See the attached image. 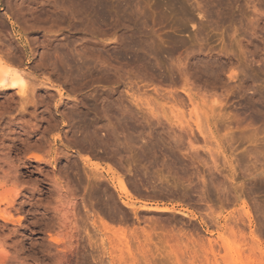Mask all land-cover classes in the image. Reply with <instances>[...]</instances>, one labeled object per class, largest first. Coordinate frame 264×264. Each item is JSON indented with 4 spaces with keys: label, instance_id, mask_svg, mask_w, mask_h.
<instances>
[{
    "label": "rangeland",
    "instance_id": "374dc122",
    "mask_svg": "<svg viewBox=\"0 0 264 264\" xmlns=\"http://www.w3.org/2000/svg\"><path fill=\"white\" fill-rule=\"evenodd\" d=\"M58 1L0 0V63L32 73L0 88V264H264V0ZM187 92L210 136L179 128Z\"/></svg>",
    "mask_w": 264,
    "mask_h": 264
},
{
    "label": "bare ground",
    "instance_id": "6f19581e",
    "mask_svg": "<svg viewBox=\"0 0 264 264\" xmlns=\"http://www.w3.org/2000/svg\"><path fill=\"white\" fill-rule=\"evenodd\" d=\"M48 1H49V0H47V2H48ZM52 1H53V0H51V2H52ZM59 1H60V0H59ZM59 1H58V2H59ZM61 1H62V2H61V3L59 2V3H60V5L62 6L61 8L63 9L66 5H64L65 3L62 4V3L64 2L63 0H61ZM67 1L71 2L70 0H67ZM75 1H76V0H75ZM75 1H74V3H76L78 0H77L76 2H75ZM79 1H80V0H79ZM83 1H85V2L88 1V2H87L88 4H87V3H86V4H87V7H88L89 11H94L95 8L98 7V10L96 9V10L98 11V13H97V11L95 10L96 13H97L96 16H98V19H96V17H94L96 21H99V19L102 20V22L107 21V20H105V19H108V18H109V15H110V13L108 14V13H106V11H105V10H106L105 7H106V4H107L106 2H108V0H107L106 2H105V0H83ZM83 1H80V3H79V2H78V3L81 4V2H83ZM110 1H111V0H110ZM110 1H109V2H110ZM47 2H46V3H47ZM109 2H108V3H109ZM116 2H119V0H117ZM120 2H121V0H120ZM120 2H119V3H120ZM122 2H123V0H122ZM127 2H128V1H127ZM14 3H15V2H14ZM49 3H50V2H49ZM54 3H55V2H53V4H54ZM119 3H116V5L119 4ZM20 4H21V3H20ZM51 4H52V3H51ZM57 4H58V3H57ZM57 4H54V6H56ZM66 4H67V2H66ZM69 4H70V3H69ZM69 4H67V6H66L67 8L65 7V8H66V12H68V14L70 13L69 6L71 7V5H72L73 3L70 4V5H69ZM76 4H77V3H76ZM84 4H85V3H84ZM86 4H85V6H86ZM109 4L112 5V4H113L112 1H111V3H109ZM114 4H115V3H114ZM122 4H123V3H121V6H122ZM125 4H126V5H124L125 7L129 5V4L126 3V2H125ZM127 4H128V5H127ZM14 5H15V4H14ZM48 5L51 7L50 4H48ZM26 6H27V5H26ZM49 6H48V7H49ZM52 6H53V5H52ZM74 6H75V4H74ZM78 6H79V5H78ZM80 6L82 7L83 4L80 5ZM80 6H79V8H80ZM107 6H108V5H107ZM113 6H115V5H112L111 9H115ZM129 6H130V5H129ZM15 7H16V6H15ZM59 7H60V6H59V4H58V5H57V8H59ZM76 7H77V5H76ZM108 7H109V6H108ZM115 7H117V6H115ZM119 7H120V6H119ZM125 7H124V8H125ZM19 8H20V5H19ZM52 8H53V7H52ZM55 8H56V7H54V9H55ZM61 8H59V10H60ZM65 8H64V9H65ZM71 8H74V7H71ZM85 8H86V7H84L83 9H81V11H82V12H85V11H84V10H86ZM124 8H123V9H124ZM12 9H14V8H12ZM117 9H118V8H117ZM117 9H116V10H117ZM119 9L122 10L121 8H119ZM119 9H118V11H119ZM127 9H129V8L127 7ZM10 10H11V9H10ZM18 10H19V9H18ZM45 10H46V8H45ZM68 10H69V11H68ZM73 10H74V9H73ZM73 10H72V11H73ZM77 10H78V9H77ZM77 10H76V12H77ZM49 11H50V10H49ZM51 11H52V10H51ZM51 11H50V12H51ZM55 11H56V9H55ZM62 11H63V10H62ZM72 11H71V12H72ZM107 11H108V10H107ZM131 11H132V9H131ZM17 12H18V11H17ZM41 12H42V11H41ZM46 12H47V11H46ZM58 12H59V11H58ZM66 12H64V13H66ZM79 12H80V11H79ZM79 12H78V13H79ZM119 12H122V11H119ZM129 12H130V10H129ZM24 13H25V12H24ZM29 13H30V12H29ZM78 13H76V15H77ZM85 13H86V12H85ZM90 13H91V12H90ZM90 13L88 12V18H89L88 20H90V17L93 18V15H94V14H91L92 16L89 17ZM93 13H95V12H93ZM131 13H132V12H131ZM131 13H130V15H131ZM19 14H22V13L19 12ZM66 14H67V13H66ZM70 14L72 15V13H70ZM70 14H69V16H71ZM73 14H75V11L73 12ZM80 14H81V13H80ZM117 14H118V13H117ZM119 14H120V13H119ZM123 14H124V13H123ZM58 15H59V14H58ZM78 15H79V14H78ZM83 15H84V13H83ZM130 15H128V16L130 17ZM133 15H134L133 18H135V17H136L135 14H133ZM17 16H18V15H17ZM29 16H30V15H29ZM29 16H28V17H29ZM59 16H60V15H59ZM67 16H68V15H67ZM72 16H75V15H72ZM94 16H95V15H94ZM110 16H111V15H110ZM113 16H114V15H113ZM122 16H123V15H122ZM124 16H125V15H124ZM18 17H19V16H18ZM60 17H61V16H60ZM62 17H64V15H63ZM65 17H66V16H65ZM75 17H76V16H75ZM84 17H85V16H84ZM115 17H117V16H115ZM125 17H126V16H125ZM34 18H35V17H34ZM58 18H59V17H57V19H58ZM70 18H72V17H70ZM82 18H83V17H82ZM85 18H86V17H85ZM59 19H60V18H59ZM61 19H62V18H61ZM61 19H60V20H61ZM73 19H74V17H73ZM77 19H78V18H77ZM129 19H131V17H130ZM34 20H35V19H34ZM91 20H92V19H91ZM103 20H105V21H103ZM80 21H81V20H80ZM130 21H131V20H130ZM91 22L93 23V21H91ZM91 22H89V23H91ZM100 22H101V21H100ZM24 23H25V22H24ZM92 23H91V24H92ZM22 24H23V23H22ZM93 24H94V23H93ZM23 25H24V24H23ZM91 26H92V25H91ZM26 27H27V24H26ZM28 28H30V26H29ZM31 29H33V28H31ZM38 29H39V27H38ZM0 31H1V30H0ZM14 36L16 37L17 41L20 43V46L22 47V49H23L24 52L26 53V52H27L26 44L21 43V38H18L17 35H16L15 33H14ZM135 44H136V43H135ZM43 45H44V44H43ZM133 45H134V44H133ZM136 45H137V44H136ZM136 45H134V46H136ZM142 45H143V44H142ZM145 45H146V44H145ZM48 46H49V45H48ZM130 46L133 47L132 45L129 44V47H130ZM73 47H74V46H73ZM123 47H124V46H123ZM152 47H153V46H152ZM54 48H55V47H54ZM76 48H77V47H76ZM133 48H134V47H133ZM136 48H137V46H136ZM150 48H151V47H150ZM154 48H155V47H154ZM47 49H48V48H47ZM130 49H131V48H130ZM130 49H129V50H130ZM137 49H138V50L140 49L139 51H140V53H142V52H141V48H140L139 46H138ZM18 50H19V49H18ZM52 50H53V49H52ZM62 50H64V49H62ZM71 50H72V49H71ZM71 50L69 49V51H71ZM129 50H128V52H129ZM3 51H4V50H3ZM19 51H20V50H19ZM48 51H49V50H48ZM59 51H60V50H59ZM59 51L56 52L55 54L59 53ZM123 51H124V50H123ZM125 51H127V50H125ZM132 51H134V49H133ZM143 51H144V50H143ZM156 51H157V50H156ZM31 52H32V51H31ZM128 52H126V53H128ZM134 52H135V51H134ZM134 52H133V53H134ZM144 52H145V51H144ZM146 52H148V50H147ZM149 52H150V51H149ZM9 53H10V52H9ZM64 53H65V52H64ZM64 53H59V54H58V56L60 57V61H59L60 63H59V64H61L62 67L66 64L65 62H68V64H69L70 62H72V64H74V67L71 66V65H69V66L71 67L70 69H72V68L75 69V68L77 67L76 69H79V70H81V71L85 70V69H83V70L81 69V65L86 61V60H85V61L81 62V61H82V58H83V56H84L85 54H81L80 52L78 53V51L73 50V51H71V53H70L71 55H70V56L68 55V56H69V57H68V56L65 55ZM82 53H83V52H82ZM84 53H85V52H84ZM122 53H123V52H122ZM133 53H132V54H133ZM136 53H137V52H136ZM136 53H135V54H136ZM138 53H139V52H138ZM138 53H137L136 55H139V56L141 57L142 55H140V53H139V54H138ZM5 54H6V53H5ZM33 54L35 55V53H33ZM45 54H46V53H45ZM53 54H54V53H53ZM88 54H89V53H88ZM120 54H121V53H120ZM128 54H129V53H128ZM135 54H134V55H135ZM142 54H143V53H142ZM144 54H145V53H144ZM144 54H143V55H144ZM147 54H148V53H147ZM147 54H145V55L147 56ZM7 55H8V54H7ZM7 55H6V57H9V55H8V56H7ZM47 55H48V54H47ZM47 55H45V56H47ZM124 55H125V52H124ZM136 55H135V60H136V57H138V56H136ZM53 56H54V55H53ZM89 56H90V54H89ZM89 56H88V58H90ZM120 56H121V55H120ZM146 56H145V57H146ZM2 57H3V55H2ZM6 57L4 58V60L6 59ZM10 57H13V55H10ZM18 57H19V55H18ZM59 57H58V60H59ZM92 57H94V56L92 55L91 58H92ZM121 57H122V56H121ZM123 57H124V56H123ZM129 57H130V56H129ZM131 57H133V56L131 55ZM152 57H153V55H152ZM43 58H44V57H43ZM50 58H51V57H50ZM124 58H125V57H124ZM143 58H144V57H143ZM9 59H10V58H9ZM9 59H8V60L6 59V61H9V62H10L11 59H10V60H9ZM13 59H14V58H13ZM13 59H12V60H13ZM18 59H19V58H18ZM20 59H21V58H20ZM39 59H42V57L39 58ZM63 59L65 60V62H64ZM93 59H94V58H93ZM121 59H122V58H121ZM129 59H131V58H129ZM133 59H134V58H133ZM133 59H132V60H133ZM139 59H141V58H139ZM145 59H146V58H145ZM0 60L2 61V59H0ZM46 60H47V59H46ZM49 60H50V59H49ZM56 60H57V57H56ZM83 60H84V59H83ZM88 60H89V59H88ZM125 60H126V59H125ZM19 61H20V60H19ZM52 61H55V60H52ZM92 61H93V60H92ZM94 61H95V60H94ZM144 61H145V60H144ZM148 61H149V60H148ZM33 62H34V61H33ZM35 62H36V61H35ZM41 62H42V61L40 60V63H39V64H41V66L44 67L43 65H44L45 63L43 64V63H41ZM43 62H44V61H43ZM50 62H51V61H50ZM57 62H58V61H57ZM80 62H81V63H80ZM135 62H138V61L136 60ZM139 62H140V61H139ZM142 62H143V61H142ZM202 62H203V61H202ZM4 63H5V62H3L2 64L0 63V88H1V89H2V88H4V89H18V90H17V91H18L17 93H20L21 96H22V95H26V94H25V93H26L25 90H26V87H28V86H26V80H25V77H26V76H32V73H29V72H28V73L26 74V73H24V72H22V71L19 73V71H18V72H17V71L15 72L14 69H13V71H12V70H10V68H8ZM10 63H11V62H10ZM47 63H48V62H47ZM53 63H54V62H53ZM63 63H64V65H63ZM88 63H89V61H88ZM90 63H91V62H90ZM133 63H134V62H133ZM148 63H149V62H148ZM150 63H151V62H150ZM3 64H4V65H3ZM48 64H49V63H48ZM55 64H56V63H55ZM55 64L53 65L52 62H51V65H53V66L51 67V69H52L54 72H53L52 70H51V71H52L53 73L56 74V73H58V72H56V70L58 71L59 69L56 67ZM70 64H71V63H70ZM84 64L86 65L87 63H84ZM92 64H93V63H92ZM146 64H147V63H146ZM200 64H201V63H200ZM7 65H8V63H7ZM36 65L38 66V63H37V62H36ZM45 65H46V64H45ZM49 65H50V64H49ZM49 65H47V66H49ZM51 65H50V66H51ZM88 65H90V64H88ZM148 65H149V64H148ZM5 66H6V67H5ZM8 66H9V65H8ZM47 66H46V67H47ZM57 66H58V65H57ZM59 66H60V65H59ZM65 66H66V67H64V68H66V69L69 70V68L67 67L68 65H65ZM90 66H91V65H90ZM90 66H86V68L88 67V69H89ZM103 66H104V65H103ZM9 67H10V66H9ZM83 67L85 68L84 65H82V68H83ZM101 67H102V66H101ZM35 68H36V67H35ZM47 68H48V67H47ZM64 68H63V69H64ZM91 68H92V67H90V69H91ZM97 68H98V67H97ZM154 68H155V67H154ZM48 69H49V68H48ZM60 69H62V68L60 67ZM76 69L73 70V71H76ZM90 69H89V70H90ZM93 69H96V68H93ZM100 69L102 70V68H100ZM143 69H144V68H143ZM49 70H50V69H49ZM86 70H87V69H86ZM89 70H88V72H89ZM97 70H98V72H99V68H98ZM146 70H147V69H146ZM148 70H149V69H148ZM155 70H156V69H155ZM220 70H221V69H220ZM222 70H223V69H222ZM40 71H41V70H40ZM51 71H49L50 74L52 73ZM60 71H61V70H60ZM73 71L70 70L69 73H71V72H73ZM93 71H94V70H93ZM93 71H92V72H93ZM95 71H96V70H95ZM95 71H94V72H95ZM26 72H27V70H26ZM77 72H78V71H77ZM77 72H74V73H71V74H75V73H76V75H78L80 72H79L78 74H77ZM84 72H85V71H84ZM101 72H102V71H101ZM174 72H175V71H174ZM23 73H24V74H23ZM38 73H39V72H38ZM67 73H68V72H67ZM81 73H82V72H81ZM90 73H91V72H90ZM146 73H147V72H146ZM181 73H182V72H181ZM42 74H44V73H42ZM91 74H92V73H91ZM76 75H75V76H76ZM151 75H153V74H151ZM151 75H150V76H151ZM185 75H186V74H185ZM20 76H25V77L23 78V77H20ZM44 76H46V75H44ZM44 76L42 75V77H44ZM66 76H69V75H66ZM82 76H83V75H82ZM141 76H142V75H141ZM144 76H145V74H144ZM146 76H147V75H146ZM150 76H149L148 78H150ZM153 76H154V75H153ZM232 76H233V75H232ZM60 77H61V76H60ZM83 77H84V76H83ZM92 77H93V76H92ZM234 77H235V74H234ZM37 78H38V77H37ZM74 78H75V77H74ZM95 78H97V77L95 76ZM98 78H99V77H98ZM166 78H167V76H166ZM28 79H29V78H28ZM70 79H71V78H70ZM85 79H86V78H85ZM92 79H94V78H92ZM150 79H151V78H150ZM152 79H153V78H152ZM49 80H50V79H49ZM40 81H41V80H40ZM63 81H65V80H63ZM93 82H94V81H93ZM31 83H32V82H31ZM32 84H33V83H32ZM70 84H71V83H70ZM37 85H38V84H37ZM29 87H30V86H29ZM34 87H35V86H34ZM69 87H70V86H69ZM71 87H72V86H71ZM72 88H73V87H72ZM31 89H32V88H31ZM35 89H36V88H35ZM28 90H29V89H27L26 91H28ZM74 90H75V89H74ZM31 91H32V90H31ZM34 91H35V90H34ZM183 92H185V91H183ZM32 94H34V93H32ZM187 94H188V92H187ZM30 95H31V94H30ZM188 95H189V99H188V98H187V99H188V102L190 101V103H189L190 106H191L190 109L192 110L193 108H195L194 111L192 110V112H191V110H190L189 112L193 113L194 115H193V114L190 115V113H188V117H187V116H186L187 114L184 113V112H186V111L181 112L182 109H181V110L179 109L180 111H178V114H179L180 112H181V114H182V113L185 114V115L182 114L183 116H181V117H184V116L187 117V118L184 117V119H185V118L188 119V118L192 117V115H193L194 117H192V118H194V120H193V119H192L193 121L190 120V121L193 122L192 124H191V122H190V124H189V123L187 122L186 119H185L186 121L184 120L185 123H182V122H184L183 120H182L181 122H179V121H180L179 119H183V118H180V114H179V115L177 114V115L179 116V118H177L176 115H175V116H174V115H170L171 113H173V112L175 111L173 108H172L173 111L170 110L171 112L169 111L168 114H169L170 116H172V117H173V116L176 117V118H175V119H177L176 122L180 123V124H178V125H179V128H180L181 124H185V125L187 124V127L184 126V125L181 127V128H185V127L187 128V129H185L186 131L184 130L185 133H188V132H187V130H188V131H189V133H188L189 135H190V134H193V133L196 132V133H199V134L201 135V137H202L203 134H204V135H203L204 137H205V135H207V134H208V136H210V135H211L210 133H207V134L205 133L206 130H207V131L210 130V132H213V131H211L212 128H211L210 125H209L210 123H208V119H209V118L207 119V116L205 117V115H207V114L209 113V111H211L212 108H214V107H210L211 110H210L209 107H208V110H209V111H208L207 114H205L207 111H206V112L204 111L203 114H205V115L202 117V119H203V120H202L201 118H198L199 115L197 114L198 112H196L197 110L199 111V108H196V107H198V106H196L197 104H196V103H195L196 105L193 104V103L195 102V100H194L193 98H192V99L190 98V97H191L190 94H188ZM188 95H187V96H188ZM26 96H27V95H26ZM130 96H131V98H132V95H130ZM130 96H129V97H130ZM25 98H26V97H24V99H25ZM58 98H59V96H58ZM22 99H23V98H22ZM132 100H134V99L132 98ZM178 100H179V101H180V100L182 101V99L179 98V97H178ZM183 101H184V100H183ZM192 101H193V102H192ZM23 102H24V101H23ZM27 102H28V101H27ZM133 102H134V101H133ZM138 102H139V101H138ZM184 102H185V101H184ZM204 102H205V101H204ZM212 102H213V101H212ZM212 102H211V104H212ZM253 102H254V101H253ZM259 102H260V101H259ZM143 103H144V102H143ZM197 103H198V102H197ZM189 104H188V106H189ZM200 104H202V103L200 102ZM205 104H206V102H205ZM207 104H208V103H207ZM91 105H92V102H91ZM139 105H140V104H139ZM178 105H179V104H178ZM180 105H181V103H180ZM193 105H195L196 107H194ZM202 105H203V104H202ZM202 105H201V106H202ZM212 105H213V104H212ZM85 106H86V105H85ZM89 106H90V105H89ZM96 106H97V105H96ZM141 106H142V105H141ZM144 106H145V105H144ZM188 106H187V107H188ZM203 106H204V105H203ZM209 106H210V104H209ZM213 106H214V105H213ZM252 106H253V105H252ZM176 107H177V106H176ZM179 107H180V106H179ZM182 107H184V106H182ZM192 107H193V108H192ZM96 108H97V107H96ZM96 108H94V109H96ZM127 108H128V107H127ZM185 108H186V107H185ZM188 108H189V107H188ZM252 108H253V107H252ZM254 108H255V107H254ZM203 109H205V107H204ZM214 109H215V108H214ZM92 110H93V109H92ZM129 110H130V109H129ZM176 110H177V109H176ZM183 110H184V108H183ZM201 110H202V109H201ZM205 110H206V109H205ZM257 110H258V108H257ZM22 112H23V111H22ZM96 112H97V111H96ZM195 112H196V113H195ZM118 113H119V112H118ZM175 113H176V112H175ZM199 113H200V112H199ZM210 113H211V112H210ZM210 113H209V114H210ZM213 113H214V112H213ZM213 113H212V114H213ZM19 114H21V113H19ZM22 114H23V113H22ZM96 114H97V113H96ZM135 114H136V113H135ZM146 115H147V114H146ZM151 115H152V114H151ZM197 115H198V116H197ZM213 115H214V114H213ZM189 116H190V117H189ZM215 116H216V115H215ZM18 117H19V116H18ZM141 117H142V116H141ZM204 117L206 118V122H205V125L203 124V125H204V126H203L201 123L204 121ZM15 118H16V117H15ZM149 118H150V117H149ZM170 118H171V117H170ZM210 118H211V117H210ZM171 119H172V118H171ZM190 119H191V118H190ZM212 119H213V118H212ZM212 119H211V120H212ZM84 120H85V119H84ZM157 120H158V119H157ZM161 120H162V119H161ZM188 120H189V119H188ZM201 120H202V121H201ZM79 121H80V120H79ZM91 121H92V120H91ZM171 121H173V120H171ZM11 122H12V121H11ZM80 122H81V121H80ZM163 122H164V121H163ZM169 122H170V121H169ZM200 122H201V123H200ZM88 123H89V122H88ZM91 123H92V122H91ZM161 124H162V123H161ZM163 124H164V123H163ZM166 124H167V123H166ZM88 125H89V124H88ZM168 125H169V124H168ZM174 125H175V124H174ZM176 125H177V124H176ZM178 125H177V126H178ZM201 125H202L203 127H202ZM169 126H170V125H169ZM177 126H175V128H178ZM124 127H125V126H124ZM124 127H123V128H124ZM160 127H161V126H160ZM213 127H215V125H214ZM172 128H173V127H172ZM114 129H115V128H114ZM120 129H121V128H120ZM205 129H206V130H205ZM112 130H113V129H112ZM126 130H127V129H126ZM126 130H125V131H126ZM173 130H174V129H173ZM178 130H179V129H178ZM182 130H183V129H182ZM202 130H203V131H202ZM97 131H98V130H97ZM136 131H137V130H136ZM159 131H160V130H159ZM161 131H162V130H161ZM204 131H205V132H204ZM93 132H94V131H93ZM203 132H204V133H203ZM95 133H96V132H95ZM125 133H126V132H125ZM154 133H155V132H154ZM161 133H162V132H161ZM163 133H164V131H163ZM178 133H179V132H178ZM180 133H181V132H180ZM88 134H89V133H88ZM111 134H112V131H111L110 135H111ZM114 134H116V133L114 132ZM117 134H118V133H117ZM126 134H127V133H126ZM188 134H187V135H188ZM209 134H210V135H209ZM95 135H97V134H95ZM110 135H109V137H110ZM112 135H113V134H112ZM122 135H123V134H122ZM122 135H120V136H122ZM127 135L129 136V134H127ZM181 135H182V133H181ZM193 135H194V134H193ZM193 135H191L190 137H192ZM93 136H94V135H93ZM115 136H116V135H115ZM123 136H124V135H123ZM123 136H122V137H123ZM137 136H138V135H137ZM195 136H196V135H194V137H195ZM99 137H100V136H99ZM130 137H131V136H130ZM130 137H129V138H130ZM150 137H151V135H150ZM186 137H187V136H186ZM89 138H90V137H89ZM116 138H117V136H116ZM118 138H119V137H118ZM120 138H121V137H120ZM132 138H133V137H132ZM174 138H175V137H174ZM179 138H181V137H179ZM97 139L102 140V138H101V139H100V138H97ZM122 139H123V138H122ZM122 139H120V140H122ZM156 139H157V138H156ZM159 139H160V138H159ZM193 139H194V138H193ZM193 139H192V140H193ZM195 139H196V138H195ZM202 139H203V138H202ZM89 140H90V139H89ZM120 140H119V142H120ZM157 140H158V139H157ZM197 140H198V139H197ZM197 140H196V141H197ZM81 141H82V140H81ZM91 141H93V140H91ZM97 141H98V140H96V143H97ZM114 141H115V140H114ZM116 141H118V140H116ZM123 141H124V140H123ZM130 141H131V139H130ZM147 141H148V140H147ZM155 141H156V140H155ZM206 141H207V140H206ZM83 142H84V141H83ZM111 142H112V141H111ZM124 142H125V141H124ZM134 142H135V141H134ZM141 142H142V141H141ZM145 142H146V141H145ZM145 142H143V143H145ZM156 142H158V141H156ZM173 142H174V141H173ZM198 142H199V141H198ZM90 143H91V142H90ZM92 143H93V142H92ZM102 143H103V142H102ZM105 143H106V142H105ZM128 143H129V142H128ZM128 143H127V141H126V144H128ZM203 143H204V142H203ZM88 144H89V143H88ZM93 144H94V143H93ZM100 144H101V143H100ZM110 144H112V143H110ZM155 144H156V143H155ZM176 144H177V143H176ZM178 144H179V143H178ZM209 144H210V143H209ZM214 144H215V142H214ZM113 145H114V144H113ZM116 145H117V144H116ZM129 145H131V143H130ZM133 145H134V144H133ZM152 145H153V144H152ZM114 146H115V145H114ZM117 146H118V145H117ZM127 146H128V145H127ZM156 146H157V145H156ZM159 146H160V145H159ZM104 147H105V146H104ZM130 147H131V146H130ZM176 147H177V145H176ZM114 148H115V147H114ZM126 148H127V147L125 146L124 149H126ZM141 148H142V147H141ZM145 148H146V147H145ZM229 148H230V147H229ZM231 148H232V147H231ZM91 149H92V148H91ZM91 149H90V150H91ZM105 149H106V148H105ZM92 150H93V149H92ZM114 150H115V149H114ZM116 150H117V149H116ZM144 150H145V149H144ZM148 150H149V149H148ZM207 150H208V149H207ZM105 151H106V150H105ZM109 151H110V150H109ZM109 151H108V152H109ZM122 151H123V150H122ZM145 151H146V150H145ZM145 151H144V152H145ZM208 151H209V150H208ZM91 152H93V151H91ZM106 152H107V151H106ZM108 152H107V153H108ZM141 152H142V151H141ZM152 154H153V153H152ZM159 154H160V153H159ZM211 154H212V153H211ZM211 154H210V155H211ZM101 155H102V154H101ZM107 155H108V154H107ZM144 155H145V154H144ZM92 156H93V155H92ZM108 156H109V155H108ZM119 156H120V153H119ZM119 156H118V157H119ZM132 156H133V155H132ZM148 156H149V155H148ZM148 156H147V157H148ZM154 156H155V155H154ZM212 156H213V154H212ZM55 157H56V155H55ZM101 157H102V156H101ZM114 157H115V156H114ZM214 157H215V156H214ZM214 157H213V158H214ZM119 158H120V157H119ZM213 158H212V159H213ZM217 159H218V158H217ZM54 160H55V159H54ZM113 160H114V159H113ZM119 160H120V159H119ZM148 160H149V159H148ZM208 160H209V159H208ZM214 160H216V157L214 158ZM214 160H213V161H214ZM131 161H133V160H131ZM213 161H212V162L210 161V162L212 163V165L215 163V162L213 163ZM223 161H224V160H223ZM116 162H117V161H116ZM206 162H207V161H206ZM210 162H209V163H210ZM217 162H218V161H217ZM209 163H208V164H209ZM204 166H205V165H204ZM206 166H207V164H206ZM214 166H215V164H214ZM211 167H212V166H211ZM212 168H213V167H212ZM214 168H215V167H214ZM117 169H118V168H117ZM131 171H132V170H131ZM131 171H130V172H131ZM128 172H129V171H128ZM235 172H236V171H235ZM200 177H201V176H200ZM102 178H103V177H102ZM96 180H98V179H95V181H96ZM90 181H91V180H90ZM101 181H102V180H101ZM130 181H131V180H130ZM138 181H139V180H138ZM138 181H137V182H138ZM206 181H207V180H206ZM97 182H99V181H97ZM204 183H206V182H204ZM98 184H99V183H98ZM104 184H105V183H104ZM141 184H142V183H141ZM99 185H100V184H99ZM202 185H203V184H202ZM222 187H223V186H222ZM89 188H90V186H89ZM105 188H106V187H105ZM127 188H128V186H127ZM129 188H130V187H129ZM199 189H200V188H199ZM90 190H91V189H90ZM201 190H202V189H201ZM203 190H204V189H203ZM110 191H111V190H110ZM138 191H139V190H138ZM207 191H208V190H207ZM217 191H218V190H217ZM135 192H136V191H135ZM200 192H201V191H200ZM220 192H222V190H221ZM204 193H205V191H204ZM139 194H140V193H139ZM170 194H171V193H170ZM113 195H114V194H113ZM91 196H92V195H91ZM105 196H106V195H105ZM107 196H108V195H107ZM204 196H205V195H204ZM159 197H160V196H159ZM201 197H202V196H201ZM206 197H207V196H206ZM206 197H205V198H206ZM106 198H107V197H106ZM199 199H200V198H199ZM100 200H101V199H100ZM201 200H202V199H201ZM90 201H91V200H90ZM90 201H89V202H90ZM95 201H96V200H95ZM209 201H210V200H209ZM100 202H101V201H100ZM102 202H103V201H102ZM112 203H113V202H112ZM90 204H91V203H90ZM97 205H98V203H97ZM101 205H102V204H101ZM94 206H96V205H94ZM103 206H104V205H103ZM207 206H208V208H209V205H207ZM212 206H213V205H212ZM86 207H87V206H86ZM93 208H94V207H93ZM97 209H100V208H97ZM103 209H104V208H103ZM142 209H143V208H142ZM153 210H155V209L153 208ZM153 210H152V211H153ZM156 210H157V209H156ZM0 211H1V210H0ZM2 211H3V209H2ZM2 211H1V212H2ZM160 211H161V210H159V212H160ZM3 213H5V211L2 212V215H3ZM99 213H100V212H99ZM167 213H168V212H167ZM101 214H102V213H101ZM207 215H208V214H207ZM247 215H248V214H247ZM4 216H5V214H4ZM90 216H91V215H90ZM184 216H185V215H184ZM205 216H206V215H205ZM202 217H203V216H202ZM249 217H250V216H249ZM1 218H2V217H1ZM94 218H96V217L94 216ZM100 218H101V217H100ZM100 218L98 219V221L100 220ZM104 218H105V217H104ZM106 218H107V217H106ZM143 218H144V217H143ZM143 218H142V219H143ZM110 219H111V218H110ZM209 219H210V218H209ZM101 220H102V219H101ZM207 220H208V219H207ZM210 220H211V219H210ZM102 221H103V220H102ZM102 221H101V222L99 221L100 225H101L104 229L107 230V227L105 226L104 223H102ZM103 222H104V221H103ZM111 222H113V221H110V223H111ZM249 223H250V220H249ZM148 224H149V223H148ZM154 224H155V222H154ZM96 225H97V224H96V220L93 219V220L91 221V226H93L94 228L96 227V229H97L98 226H96ZM151 225H152V224H151ZM154 226H155V225H154ZM248 226H249V225H248ZM250 226H251V224H250ZM144 227H145V226H144ZM151 227H152V226H151ZM99 228H100V226H99ZM151 230H152V229H151ZM159 230H160V229H159ZM142 231H144V230H142ZM145 231H146V230H145ZM156 231H157V230H156ZM154 232H155V231H154ZM138 234H139V233H137V235H138ZM156 234H158V233H156ZM151 236H152V238L154 237L152 234H151ZM156 236H157V235H156ZM156 236H155V237H156ZM164 236H165V235H164ZM184 236H186V235H184ZM138 237H139V236H138ZM155 237H154V239H155ZM171 237H172V236H171ZM250 237H251V236H250ZM128 238H129V237H128ZM139 238H140V237H139ZM152 238H151V239H152ZM161 238H162V237H161ZM164 238H165V237H164ZM220 238H221V237H220ZM251 238H252V237H251ZM116 239H117V238H116ZM146 239H147V238H146ZM148 239H150V237H148ZM154 239H153V240H154ZM221 239H222V238H221ZM223 239H225V238H223ZM137 240H138V238H137ZM143 240H144V237H143ZM218 240H219V239H218ZM130 241H131V240H130ZM150 241H151V240H150ZM159 241H161V239H159ZM162 241H163V240H162ZM162 241H161V243H165L164 241H163V242H162ZM211 241H212V240H211ZM219 241H220V240H219ZM138 242H139V241H138ZM138 242H137V243H138ZM146 242H147V241H146ZM152 242H153V241H152ZM229 242H230V241H229ZM257 242H258V241H257ZM116 243H117V241H116ZM129 243H130V242H129ZM218 243H219V242H218ZM127 244H128V243H127ZM132 244H134V243H132ZM145 244H146V243H145ZM150 244H151V243H150ZM215 244H216V242H215ZM230 244H231V243H230ZM110 245H111V244H110ZM118 245H119V246H122V245H123V244H122V241H121L120 239L118 240ZM140 245H141V244H140ZM158 245H160V243H159ZM161 245H162V244H161ZM208 245H209V246H207V247H209V250H210L211 252L214 253L215 250L217 251V249L215 248L216 246H219V247H218L219 249L222 248V249H224V250H228V245H229V244H226V241L223 242V240H222V242H221L219 245H216V246H215V245H214V242H213V244H211V242H209ZM253 245H256V246H255L256 248H254V249H258V248H259V246H257V243L255 244V242H253ZM145 246H149L148 243H147ZM204 246H205V245H204ZM213 246H215V247L213 248ZM127 247H129V246H127ZM163 247H164V246H163ZM250 247L253 248V246H249V247H248L249 250H250ZM257 247H258V248H257ZM142 248H143V247H142ZM204 248H205V247H204ZM129 249H130V248H129ZM133 249H134V248H133ZM213 249H215V250L213 251ZM219 249H218V250H219ZM262 249H263V248H262ZM165 250H166V249H165ZM251 250H252V249H251ZM251 250H250V251H251ZM259 250H261V249H258V251H259ZM205 251H206V250H205ZM253 251H254V250H253ZM151 252H152V251H151ZM217 252H220V250L217 251ZM224 252H225V251H224ZM226 252H227V251H226ZM226 252H225V253H226ZM261 252H262V251H261ZM152 253H153V252H152ZM208 253H209V252H208ZM213 253H212V254H213ZM258 253H259V252H258ZM262 254H263V252H262ZM130 255H131V253H130ZM148 257H149V256H148ZM141 259H142V258H141Z\"/></svg>",
    "mask_w": 264,
    "mask_h": 264
}]
</instances>
